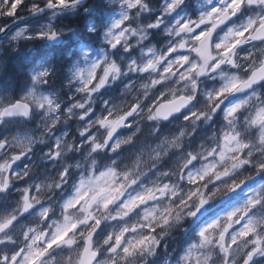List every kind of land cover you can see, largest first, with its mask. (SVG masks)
Listing matches in <instances>:
<instances>
[{"label": "clouds", "instance_id": "clouds-1", "mask_svg": "<svg viewBox=\"0 0 264 264\" xmlns=\"http://www.w3.org/2000/svg\"><path fill=\"white\" fill-rule=\"evenodd\" d=\"M0 264H264V0H0Z\"/></svg>", "mask_w": 264, "mask_h": 264}]
</instances>
